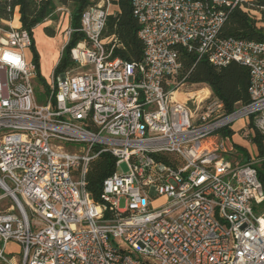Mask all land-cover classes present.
Listing matches in <instances>:
<instances>
[{
  "label": "built area",
  "instance_id": "built-area-1",
  "mask_svg": "<svg viewBox=\"0 0 264 264\" xmlns=\"http://www.w3.org/2000/svg\"><path fill=\"white\" fill-rule=\"evenodd\" d=\"M130 1L142 59L112 55L117 39L103 32L117 10L97 0L42 101L31 35L13 18L0 27V264H264V215L255 210L264 186L253 159H229L228 133L264 134V42L219 34L236 8L263 24L264 4ZM179 46L214 66H247L249 101L227 113L208 87L181 98ZM105 151L128 171L115 169L95 202L85 173Z\"/></svg>",
  "mask_w": 264,
  "mask_h": 264
},
{
  "label": "trees",
  "instance_id": "trees-1",
  "mask_svg": "<svg viewBox=\"0 0 264 264\" xmlns=\"http://www.w3.org/2000/svg\"><path fill=\"white\" fill-rule=\"evenodd\" d=\"M97 0H0V27L7 28L4 23L13 18L17 9L20 27L27 30L31 35L32 60L37 68V81H44L39 73V55L34 45L32 36L33 29L48 20L58 19V8L69 9V24L73 30L66 46L63 48L61 57L54 68V74L63 71L70 64L69 50L78 41L84 39L80 31V18L82 12ZM263 3L264 0H255ZM118 10L106 18V26L103 36L114 35L117 44L112 49V55L133 63H138L143 56V43L138 37L139 24L132 13L130 0H112ZM248 13L240 8L232 10L220 29V36L244 38L264 42V19L263 24H257ZM48 36L54 35L53 28H43ZM181 61L180 77L184 78L187 85L200 84L207 86L218 97L227 113L231 112L236 103L249 101V69L236 61H230L223 66H214L206 58L197 59L184 47H178ZM36 90L39 89L36 86ZM223 132V131H222ZM228 133L232 134L231 131ZM251 143L255 145L257 154L254 167L257 170L259 180L264 186V134L254 132ZM236 151L229 156L234 161L238 159L246 162L251 159L246 148L235 145ZM116 157L105 151L92 159L85 173V188L95 202H100L103 181L115 170Z\"/></svg>",
  "mask_w": 264,
  "mask_h": 264
},
{
  "label": "rangeland",
  "instance_id": "rangeland-1",
  "mask_svg": "<svg viewBox=\"0 0 264 264\" xmlns=\"http://www.w3.org/2000/svg\"><path fill=\"white\" fill-rule=\"evenodd\" d=\"M115 7V4H113ZM62 9H66L67 13H69V9L65 7H61ZM65 12V10H63ZM16 19V18H15ZM11 21V20H10ZM12 25L16 24V22H10ZM70 22L65 21V16L60 19V22H44L42 26H36L33 29L32 36L34 40V45L35 48L38 52L39 55V73L40 77L44 81V84L48 83L51 79V74L55 65V62L57 61L61 51L57 52L58 44L60 45V42L63 44L65 41V31L68 27H70ZM5 25L9 26L7 23H4ZM50 27L53 28L54 30V35L53 36H48L45 34L43 28L44 27ZM27 57L30 58L32 57V51L31 49L27 50ZM36 86L39 89L38 96L39 99L42 101L45 96V88L42 84L41 81L35 80ZM207 86L200 85V84H193V85H188L187 88H183V91H192V90H197V89H204ZM183 94V93H181ZM237 124V122H235ZM235 124V125H236ZM251 149V147L249 146ZM247 151L249 152V149L247 148ZM252 154V153H251ZM250 154V156H252ZM116 172L118 173H126L128 171V167L126 162L122 161L116 166ZM118 206L121 209L125 208V197L120 196L118 199ZM257 213H261L264 215V204L258 206L255 208ZM6 252H13V254H7L8 257H11L12 255L18 260L19 254L18 252V247L14 243H8L6 245Z\"/></svg>",
  "mask_w": 264,
  "mask_h": 264
},
{
  "label": "crops",
  "instance_id": "crops-1",
  "mask_svg": "<svg viewBox=\"0 0 264 264\" xmlns=\"http://www.w3.org/2000/svg\"><path fill=\"white\" fill-rule=\"evenodd\" d=\"M63 10H65V12L63 11ZM115 10H118V7H117V5H115ZM65 16V21L66 22H69V13H67V10L66 9H62L61 7H59V9H58V19L57 20H55L56 22H60V19L61 18H63ZM16 18V19H15ZM55 21H53V20H48V21H46V22H55ZM11 22H16V24H14V26H18L19 25V21H18V13H17V9L15 10V13H14V16H13V20L11 21ZM42 25H44V24H40V25H37V26H42ZM57 46H59L58 47V50H57V52H59V51H61V46H62V43L60 42V45L58 44ZM57 60V59H56ZM244 122H241V121H238L237 122V124L235 125H233V128L236 130L238 127H240L242 124H243ZM232 135H233V139H234V141H235V143H236V145H240V146H243L244 148H248L249 149V155L251 154L252 156H250L251 157V159H255V156H256V154H257V150H256V147H255V145L254 144H252L251 143V141H247V140H244V139H242V138H240L236 133H232ZM249 146L251 147V149L249 148ZM264 204V203H263ZM262 205V204H261ZM258 206H260V205H258ZM258 206H256V208L258 207ZM262 213V212H261ZM261 213H259V214H261Z\"/></svg>",
  "mask_w": 264,
  "mask_h": 264
},
{
  "label": "bare ground",
  "instance_id": "bare-ground-1",
  "mask_svg": "<svg viewBox=\"0 0 264 264\" xmlns=\"http://www.w3.org/2000/svg\"><path fill=\"white\" fill-rule=\"evenodd\" d=\"M14 26V25H13ZM62 53V52H61ZM203 92H207L208 90H207V88H204L203 90H202ZM201 91L198 89V90H192V91H188L187 92V94H181V93H179V96L181 97V98H186V97H196L199 93H200Z\"/></svg>",
  "mask_w": 264,
  "mask_h": 264
}]
</instances>
